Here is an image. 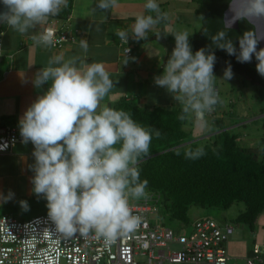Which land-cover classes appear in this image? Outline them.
Instances as JSON below:
<instances>
[{
    "label": "clouds",
    "instance_id": "9594fccd",
    "mask_svg": "<svg viewBox=\"0 0 264 264\" xmlns=\"http://www.w3.org/2000/svg\"><path fill=\"white\" fill-rule=\"evenodd\" d=\"M0 24L29 38L37 46L52 45L51 32H36L50 17L67 7V0H0ZM228 13L220 30L210 35L211 45L193 53L187 29L172 33L175 46L161 75L154 84L167 91L181 105L180 121L193 120L201 129L208 128L207 113L220 102L215 88L213 48L235 56L239 63H251L264 77V0H228ZM119 7V0H98L96 9L107 12ZM144 9L131 27L117 28L115 34L128 43L129 38L142 41L148 32L168 18L157 0H146ZM154 14V15H153ZM237 21L250 25L238 40V48L228 33ZM99 30V29H97ZM86 53L88 41L81 38ZM131 49L126 48V62ZM230 63L223 79L233 78ZM37 89L49 85L27 108L19 120L22 143L34 146L30 165L32 192L46 200L48 216L56 229L67 236L94 232L106 242L135 231L141 217L130 211V199L147 195V180L141 181L138 167L147 157L153 136L162 133L135 121L129 112L101 102L113 88V81L102 63H88L79 56L65 58L63 53L51 57L31 80ZM179 154V152H177ZM205 155L203 146L185 150L186 159ZM15 194L0 193L7 203ZM24 211L27 201H20Z\"/></svg>",
    "mask_w": 264,
    "mask_h": 264
},
{
    "label": "trees",
    "instance_id": "16d2710c",
    "mask_svg": "<svg viewBox=\"0 0 264 264\" xmlns=\"http://www.w3.org/2000/svg\"><path fill=\"white\" fill-rule=\"evenodd\" d=\"M192 1L196 5L193 12L200 16L202 22L201 28L190 35L189 42L195 53L200 48L210 46V35L222 28V14L228 0ZM71 2L72 0H67V7L60 11L62 14L69 11ZM166 21L167 19L162 22ZM249 29L248 23L239 21L238 29L228 33L237 48V38ZM149 39H155L164 47L166 63L175 46L174 37L157 33L149 35ZM213 50L217 57L214 71L226 68L230 63L234 73L245 77L251 84L260 86V95L264 97V77L256 71L255 57L251 63H239L235 56H229L220 49ZM218 96L220 98L219 92ZM112 108L129 112L141 125L159 129L162 133L159 139L153 136L149 155L141 157L139 161L140 179L147 180L148 185L147 195L135 203L150 200L169 220L180 226L188 223L187 213L191 206L227 209L233 204L241 203L243 210L236 221L253 228L257 217L264 212V161L258 160L251 149L241 147L237 136L224 128V114L228 112L224 111L216 116L220 110V102L210 115L205 116L215 126L214 139L219 140V145L194 140L191 132L183 128L187 120L178 119L181 105L147 107L137 101L121 99ZM259 114H264V107L260 108ZM200 146H203L205 155L194 160L185 158L187 148L194 150Z\"/></svg>",
    "mask_w": 264,
    "mask_h": 264
},
{
    "label": "built area",
    "instance_id": "2783aa9c",
    "mask_svg": "<svg viewBox=\"0 0 264 264\" xmlns=\"http://www.w3.org/2000/svg\"><path fill=\"white\" fill-rule=\"evenodd\" d=\"M43 31L51 32L52 47L75 42L64 31L51 28ZM18 143H22L19 127H0V154L10 152ZM129 205L131 213L141 217L140 226L110 242L97 238L94 232L67 236L56 229L48 214L28 220L2 215L0 264H232L225 246L233 234L230 225L200 218L193 223L191 233L183 236L162 224L152 223L150 216L156 215L158 209L150 200ZM237 264H264V245Z\"/></svg>",
    "mask_w": 264,
    "mask_h": 264
},
{
    "label": "crops",
    "instance_id": "0c3cea01",
    "mask_svg": "<svg viewBox=\"0 0 264 264\" xmlns=\"http://www.w3.org/2000/svg\"><path fill=\"white\" fill-rule=\"evenodd\" d=\"M97 2L98 0H72L66 14L60 12L37 27L36 32L51 28L59 32L64 31L75 38V42L65 43L60 47L37 46L29 38L33 34L31 31L28 35H20L3 26L0 58V127H19V120L24 112L49 86L46 84L41 89L35 88L31 83L34 74L41 67L47 66V61L51 57L60 53H63L65 58L79 56L88 63L104 64L114 86L102 104L112 107L118 100L124 99L137 101L147 107L180 105L166 90L163 91V88L158 87L160 91L156 92L157 86L154 81H149V75L161 73L149 68L151 58L158 50L150 47L149 42L143 43V40L129 38L128 43H121L115 34L117 28H123L131 35V27L136 16L148 14L143 7L146 0H119V7L107 12L96 9ZM81 38L88 41L86 53L80 48ZM127 47L131 51L125 64L127 54H124L123 49ZM149 89H155L151 92L153 102L151 104ZM166 93L168 102L163 103L162 96ZM13 148L10 152L0 155H18L14 154Z\"/></svg>",
    "mask_w": 264,
    "mask_h": 264
},
{
    "label": "rangeland",
    "instance_id": "374dc122",
    "mask_svg": "<svg viewBox=\"0 0 264 264\" xmlns=\"http://www.w3.org/2000/svg\"><path fill=\"white\" fill-rule=\"evenodd\" d=\"M157 3L161 11L167 13L168 18L166 22L161 21L153 27L148 32V38L143 40V43L149 42L150 47L153 46L154 50H158L152 56L149 68L161 73L149 75L150 82L154 81L155 76L162 74L166 63H164V47L160 46L161 44L155 39H149V35L161 33L173 37L172 33L185 29L189 31V35H192L202 26L200 16H196L192 11L196 7L192 0H157ZM121 43L125 42L121 41ZM224 69L218 68L214 71L217 78L215 87L220 95V110L217 111L216 116L224 111L228 112L224 114V128L237 136V142L241 147L251 149L258 160L264 161V114H259L260 108L264 107V97L260 95L261 87L251 84L245 77L234 72L231 80H224ZM158 89L160 88L157 86V89L153 90L157 92ZM149 90H151L149 91V104H151L153 103L151 101L153 90ZM162 97L163 103L168 102L167 93ZM206 120L207 129L199 128L194 119L187 120L183 128L191 132L194 140L200 139L211 145L213 142L219 145V140L214 139L215 126L210 123L209 119ZM14 151V154L18 155H0V193L7 195L11 190L15 194L14 198L7 203L0 202V216L9 215L17 220H28L37 215L48 214L46 200L37 197L32 192L33 185L30 181L34 174L30 170V165L34 163L32 156L34 146L30 142L28 144L18 143L14 146ZM142 198L130 199L129 203L139 202ZM20 201L28 202V211L21 208ZM157 209V214L150 216L152 223L162 224L164 227L178 231L183 236L191 233L193 223L199 218L211 219L219 225H230L233 228V234L225 246L229 262L232 264L241 263L245 257L256 253L264 245V212L257 217L253 228L250 229L247 225L236 221V217L243 210L241 203L233 204L227 209H201L191 206L187 213L188 223L182 226L169 220L160 208Z\"/></svg>",
    "mask_w": 264,
    "mask_h": 264
},
{
    "label": "water",
    "instance_id": "95a60500",
    "mask_svg": "<svg viewBox=\"0 0 264 264\" xmlns=\"http://www.w3.org/2000/svg\"><path fill=\"white\" fill-rule=\"evenodd\" d=\"M3 7H4V6H3L2 2H0V10H3ZM228 7H229V5L227 4V6H226V8H225V10L223 11V14H222V22H224V20H225V14L228 13ZM238 22H239V21H237V22L232 26L231 30H236V29H238ZM2 25H3V24H0V28H1ZM259 48H264V40H262L261 43L259 44Z\"/></svg>",
    "mask_w": 264,
    "mask_h": 264
}]
</instances>
